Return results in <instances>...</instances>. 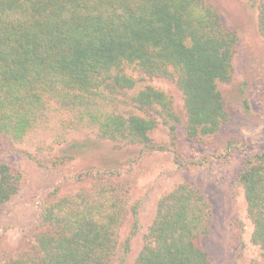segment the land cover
Wrapping results in <instances>:
<instances>
[{"label": "trees", "instance_id": "16d2710c", "mask_svg": "<svg viewBox=\"0 0 264 264\" xmlns=\"http://www.w3.org/2000/svg\"><path fill=\"white\" fill-rule=\"evenodd\" d=\"M247 1H258L264 36V0ZM237 44L208 0H0V147L51 112L68 129L93 128L99 139L141 146V155L157 151L150 132L160 120L173 131L179 118L163 91L148 84L131 93L144 79H166L181 92L188 139L214 135L230 119L218 86L233 81ZM105 175L114 172L97 171L99 187L43 204L30 248L6 264H109L125 208ZM22 183L0 161V205ZM238 183L259 249L254 264H264V152L246 160ZM209 216L199 190L178 185L158 200L133 264H211L201 243Z\"/></svg>", "mask_w": 264, "mask_h": 264}, {"label": "rangeland", "instance_id": "374dc122", "mask_svg": "<svg viewBox=\"0 0 264 264\" xmlns=\"http://www.w3.org/2000/svg\"><path fill=\"white\" fill-rule=\"evenodd\" d=\"M208 1L238 36L233 81L218 86L229 121L214 135L188 139L183 130V96L166 79H144L131 92L149 84L171 98L179 122H171L175 128L170 131V125L160 120L150 132L157 151L141 155V146L99 139L93 128L68 129L61 115L47 113L21 141L0 147V161L23 176L17 195L0 205V264L30 248L43 204L71 197L94 184L99 187L93 178L97 171L114 172L111 177L105 175L103 182L113 184L125 208L117 229V250L109 264L122 260V264H133L158 200L178 185L198 189L209 206V232L201 243L211 264L258 260L259 249L250 241L252 224L238 183L246 160L264 152V36L258 31V1ZM129 109L142 116L127 106L119 110L126 114ZM86 173L94 175L86 177ZM133 207L138 221L134 228ZM129 237L126 250L123 244Z\"/></svg>", "mask_w": 264, "mask_h": 264}]
</instances>
